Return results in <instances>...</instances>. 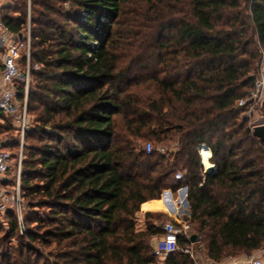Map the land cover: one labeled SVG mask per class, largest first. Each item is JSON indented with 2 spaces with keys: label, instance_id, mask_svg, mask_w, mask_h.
I'll list each match as a JSON object with an SVG mask.
<instances>
[{
  "label": "trees",
  "instance_id": "16d2710c",
  "mask_svg": "<svg viewBox=\"0 0 264 264\" xmlns=\"http://www.w3.org/2000/svg\"><path fill=\"white\" fill-rule=\"evenodd\" d=\"M16 1L0 16L13 33L30 26L34 118L20 188L31 229L26 243L5 212L0 264H196L185 252L156 256L153 223L135 228L143 202L183 186L208 258L263 249L264 145L236 103L264 58V0H30L29 19ZM12 137H0L8 149ZM146 140L176 151L146 152Z\"/></svg>",
  "mask_w": 264,
  "mask_h": 264
},
{
  "label": "built area",
  "instance_id": "2783aa9c",
  "mask_svg": "<svg viewBox=\"0 0 264 264\" xmlns=\"http://www.w3.org/2000/svg\"><path fill=\"white\" fill-rule=\"evenodd\" d=\"M27 6L29 19L30 0H27ZM29 50V20L24 32L13 33L8 30L0 16V116L9 118L13 122L16 134H18V151L16 155H12L11 150L7 147V142L0 138V221L7 227L3 216L5 212H13L18 235L26 243L29 240L28 234L31 227L26 220L28 208L21 193L20 175L24 135L31 125V119L27 113L28 90L31 81ZM23 52L25 54L24 66L20 64ZM19 85L23 87L22 98L17 93ZM262 94H264V72L258 77H255L253 87L247 98L239 99L236 104L237 106H242L244 104H250L252 101L264 100V98H261ZM144 148L146 152H150L153 149L150 142H147ZM204 149L210 152V156L207 158L210 162L209 168H214V165L210 161L212 155L210 148L206 144L200 143L198 145V153L204 173H206L209 168H206L203 164L202 152ZM158 151L164 153L165 148L160 147ZM10 173L14 174V178L10 176ZM174 177L181 179L183 173L178 171L174 174ZM177 191L179 194L177 199L173 200L171 195L172 207L174 209V213H170L172 220L163 224L162 233L156 237L152 249L153 253L158 257H165L171 252L181 250L182 252L188 253L194 259V252L191 246L180 247L178 244L179 235L182 234L187 239H190L191 232L188 231L186 226L184 228L180 226V213L188 212L187 206L184 204L187 196V187L183 186ZM223 260L218 262V264H233L227 261L223 262ZM236 264H264V261L261 257L256 256L254 252L244 256L240 261H236Z\"/></svg>",
  "mask_w": 264,
  "mask_h": 264
},
{
  "label": "rangeland",
  "instance_id": "374dc122",
  "mask_svg": "<svg viewBox=\"0 0 264 264\" xmlns=\"http://www.w3.org/2000/svg\"><path fill=\"white\" fill-rule=\"evenodd\" d=\"M11 1H13L14 3L13 4H17L16 0H0L1 3H10ZM256 66V71H254L256 77H258L262 72H264V58H261V60L255 64ZM247 98V97H245ZM261 98H264V94L261 95ZM250 100V99H248ZM263 100V99H262ZM262 100L261 101H252L250 104H248V109L247 111L244 113L249 121V125L251 126H254V125H258V124H263L264 123V117L262 115V111H261V104H262ZM33 115H31L30 119H31V123L33 124ZM0 126H11L12 129L8 130V131H2V128H0V137H3L5 134H7V138H10L11 136H13L12 138H16V132L14 131V125H13V122L8 119V118H2L0 117ZM37 135H35L34 138H36ZM33 139H28L27 142H32ZM25 142L26 140H24V147H23V151L25 152ZM147 142H150L152 147H157V148H160V147H164L165 148V151L169 150V151H173L175 152L176 151V143L173 142V141H165V142H162V143H154L153 141H150V140H146L144 142H141L140 144H143L144 147L146 145ZM11 152H12V155H16L17 151H18V144L17 146L15 145V147H11ZM198 151V150H197ZM201 163V161H200ZM10 176L12 178H14V174L13 173H10ZM172 195H173V198L177 199V196H178V191H176L175 193L172 192ZM166 196V199H167V205L165 203H163L164 201H161L162 203V206H164V208L166 209H154L155 211H151L150 213L152 214L151 217H148V219L146 220L144 218L143 220V217L140 219L141 222L139 223H146V221L148 222H151L153 223L155 226L159 227L161 230H162V226L163 224L169 222L170 220H172L171 218V215L169 213V198H167L168 195H165ZM161 198V196H160ZM187 209H188V212L186 213H180L181 216H180V221H181V228H184V226L187 227L188 231L191 232L192 234H195V235H199V232H198V226L195 224V223H192V222H189L187 220L188 216H189V205L187 206ZM168 210V211H167ZM2 226V224H1ZM7 229V227L5 226H2V228H0V234H2L4 232V230ZM160 234V233H159ZM159 234L155 235L153 238L155 239ZM152 238V239H153ZM23 239V238H22ZM24 240V239H23ZM20 241V240H19ZM11 242L12 244L16 245L17 242H18V239L16 238H12L11 239ZM191 248H192V251L194 252V261H196V264L198 262V264H202L203 261L206 260V251H205V248H204V245L202 243H198L195 242V243H191L190 244ZM181 247V246H180ZM54 250V249H52ZM179 252H182L181 250H178ZM255 252V255L258 256V257H261L264 261V248L261 249V250H257V251H254ZM252 252V253H254ZM43 253L44 255H46L47 253V249L43 250ZM250 253V254H252ZM246 255H249V253H244V252H241L238 254V256H227L224 258L223 262L231 259V258H237V257H240V256H246ZM201 256V259H199ZM192 258V257H191ZM42 261V260H41Z\"/></svg>",
  "mask_w": 264,
  "mask_h": 264
},
{
  "label": "crops",
  "instance_id": "0c3cea01",
  "mask_svg": "<svg viewBox=\"0 0 264 264\" xmlns=\"http://www.w3.org/2000/svg\"><path fill=\"white\" fill-rule=\"evenodd\" d=\"M170 193L172 195V192L171 191H170ZM165 195H167V194H165ZM165 195L164 196H161V198H159V199H152V200L145 201V202H143L140 205L139 211L135 214V228H136V230H139L140 231V230H145L146 229V223H142V224L139 223V222H141L140 219L143 217V220H144L146 213H150L151 211H155L154 209H158L159 207H157L155 205V203L157 201H159L160 199H161V201H164L163 203L166 204L167 203V199H166V196ZM178 196H179V194H178ZM167 198H169V197L167 196ZM172 198H173V195H172ZM175 199H176V197H175ZM175 199L173 198V200H175ZM159 209H163V208H159ZM169 210H170L169 213L172 214V212H173L174 209L172 208V209H169ZM155 241H156V238L155 239L153 238L150 241V244H151V247L152 248H153V246L155 244ZM243 257L244 256H240V257L233 258V259L231 258V259L227 260V262L228 263H233V264L235 263L236 264V261H240ZM160 258H163V257H160ZM199 259H201V256H200ZM197 264H198V262H197ZM202 264H218V263L217 262H214L213 260H211L210 258L207 257L206 260L202 262Z\"/></svg>",
  "mask_w": 264,
  "mask_h": 264
},
{
  "label": "water",
  "instance_id": "95a60500",
  "mask_svg": "<svg viewBox=\"0 0 264 264\" xmlns=\"http://www.w3.org/2000/svg\"><path fill=\"white\" fill-rule=\"evenodd\" d=\"M252 131H253V134L263 143L264 145V123L263 124H258V125H254L252 127ZM213 167L212 168H209L208 171H206V173H209L211 171H213ZM165 194L169 195V198H170V201H169V204L170 206H173V203H172V200H171V193H170V190H165L162 192V195L161 196H164ZM184 204L186 206H188V201H187V198H185L184 200ZM190 240L192 242H195L198 240V236L195 235V234H190Z\"/></svg>",
  "mask_w": 264,
  "mask_h": 264
},
{
  "label": "bare ground",
  "instance_id": "6f19581e",
  "mask_svg": "<svg viewBox=\"0 0 264 264\" xmlns=\"http://www.w3.org/2000/svg\"><path fill=\"white\" fill-rule=\"evenodd\" d=\"M202 153H203V164L205 165L206 168H209L210 162L207 160V158L210 156V152L207 149H204ZM168 197H169V195H168ZM169 201H170V198H169ZM169 201H168V203H169ZM169 206H170V204H169ZM169 208L172 209L173 207L170 206ZM173 213H174V210H173L172 214Z\"/></svg>",
  "mask_w": 264,
  "mask_h": 264
}]
</instances>
